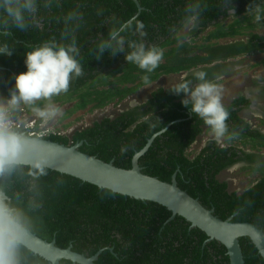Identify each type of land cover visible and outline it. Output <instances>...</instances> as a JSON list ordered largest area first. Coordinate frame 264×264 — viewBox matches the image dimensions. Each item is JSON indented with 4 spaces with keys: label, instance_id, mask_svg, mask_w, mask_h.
I'll return each instance as SVG.
<instances>
[{
    "label": "trees",
    "instance_id": "16d2710c",
    "mask_svg": "<svg viewBox=\"0 0 264 264\" xmlns=\"http://www.w3.org/2000/svg\"><path fill=\"white\" fill-rule=\"evenodd\" d=\"M136 1L142 11L134 18L137 8L132 0H37V10L30 15L26 30L9 29L10 36L0 32V41L14 47L11 56H0V98H9L14 77L26 71L25 53L45 42L67 46L75 40L79 51L76 59L83 75L70 82L66 93L53 97L55 104H72L64 118L85 109L93 112L120 105L162 76L201 68L199 71H206L213 80L234 64L232 60L264 53V0H231L232 13L221 7L220 0ZM191 21L192 29L182 34ZM113 30L119 31L124 50L113 54V49H107L101 54L102 42L117 47L116 41H110ZM223 40L231 42L220 44ZM133 43L164 53L159 67L147 74L148 83L142 79L146 73L125 59ZM261 65L264 67V60ZM187 78L193 80V86L197 83L193 74ZM171 89H157L145 103L112 120L103 118L74 132L70 139L59 135L44 139L65 146L82 143L81 153L129 170L134 154L171 124L139 159L142 173L170 183L178 171V188L213 210L214 216L225 221L235 214L233 222L249 223L264 232V133L252 130L239 115L249 108L250 101L239 97L225 106L229 118L223 137L236 138L252 153L210 141L191 157L188 149L210 130L181 104L183 95H174ZM25 112L31 115L26 108ZM241 161L249 165L242 170L259 177L240 194L228 192L227 183L217 176ZM26 172L27 168L10 180H0L3 191L13 198L20 196L21 206L34 221L32 234L47 242L54 240L60 249L70 246L81 255L89 249L90 257L112 245L117 257L104 250L96 264H229L222 245L206 243L204 233L190 229L179 217L167 222L171 213L159 205L100 190L50 170L38 181ZM30 201L39 207L29 209ZM239 245L244 264H264L248 239H240ZM22 256L23 264H48L25 248ZM59 264L72 263L62 260Z\"/></svg>",
    "mask_w": 264,
    "mask_h": 264
},
{
    "label": "clouds",
    "instance_id": "9594fccd",
    "mask_svg": "<svg viewBox=\"0 0 264 264\" xmlns=\"http://www.w3.org/2000/svg\"><path fill=\"white\" fill-rule=\"evenodd\" d=\"M220 4L225 11L233 12L231 0H220ZM36 10L37 0H0V32L10 36L9 29L26 30L29 17ZM109 36L110 41H116L117 47L113 48L109 41L102 42L100 53L103 54L107 49H113V54L122 52L123 40L119 37V31L113 30ZM131 48L133 50L125 59L146 73L142 79L148 83L147 74L159 67L164 53L155 47L146 49L143 43H133ZM13 51L14 47L8 42L0 41V56H11ZM78 54L75 40L67 46L45 42L25 53L26 71L14 77L9 98H0V180H10L25 168L26 175L33 181L49 175L46 158L40 157L30 162L22 159L29 150L30 141L35 142V138L26 137L22 134L26 132L17 126L20 109L26 108L40 124L61 116L62 110L53 102V97L66 93L70 82L83 75V68L76 59ZM193 79L197 82L194 86L193 80L185 78L171 89V93L182 94L181 104L203 121L215 137H223L228 132L226 121L229 111L222 103V86L209 79L208 73L202 70L194 71ZM4 187L0 184V264H23L22 250L34 230V221L21 206L20 196H9L3 191ZM31 187L35 190L36 185ZM28 207L35 209L39 204L30 201Z\"/></svg>",
    "mask_w": 264,
    "mask_h": 264
},
{
    "label": "water",
    "instance_id": "95a60500",
    "mask_svg": "<svg viewBox=\"0 0 264 264\" xmlns=\"http://www.w3.org/2000/svg\"><path fill=\"white\" fill-rule=\"evenodd\" d=\"M137 14L142 11L136 0ZM131 22V21H130ZM171 124L159 133L153 135L145 147L134 154L131 159V168L124 170L117 168L113 162L105 163L94 156L83 154L79 151L82 143L62 145L43 138H35L29 143V150L22 159L25 162L44 157L48 161L50 171L66 175L81 182L93 185L100 190L140 201L153 203L165 208L171 213L167 222L176 217L183 219L190 225V229H197L207 237L206 243L215 241L226 249L229 264H244L243 255L239 245L240 239H248L256 249L259 257L264 261V232L249 223L233 222L235 214L220 220L213 214V210L204 208L198 200L180 190L176 183V172L172 175L170 183H165L157 178L144 175L138 165L139 159L148 151L154 139L164 133ZM2 194V192H0ZM33 255L46 261L48 264H59L60 261H69L72 264H95L100 251L91 258L72 251L69 246L60 249L55 241L47 242L31 234L24 247Z\"/></svg>",
    "mask_w": 264,
    "mask_h": 264
},
{
    "label": "rangeland",
    "instance_id": "374dc122",
    "mask_svg": "<svg viewBox=\"0 0 264 264\" xmlns=\"http://www.w3.org/2000/svg\"><path fill=\"white\" fill-rule=\"evenodd\" d=\"M189 26H187L183 31L182 34L187 33L189 30ZM262 34L263 32H259ZM226 42H231L227 40H223L222 43ZM196 43H199L198 40H196ZM264 60V53L262 54H253L250 56H247V58H243L241 60H238L239 63L241 64L239 71H238V79H236L235 84H238L237 88H233L230 86L231 83L228 82V80L224 79L220 81V84L222 88L225 90H222L223 98H222V103L224 106H228L232 100L240 94L239 92H236V89H242L245 87L246 90H250L251 94H256L255 95V110H250V111H242L239 115L244 118L251 126V129H257L264 133V124L261 122H264V116L261 115L258 111H256V106L258 108L264 107V101L263 99H260L259 93V86L262 85L264 82V67L261 65V61ZM241 80V81H240ZM254 82H256V85L254 86ZM229 83V84H228ZM174 83L173 82H155L151 85H148L146 87H143L140 89L137 94L127 98L123 103L120 105H109L106 108L102 110H95L93 112H88L87 109L78 111L74 113L73 115L64 118L65 111L70 108L72 104H65V105H58L60 109L62 110V115L58 116L54 120L46 123V124H40L41 129L44 131L46 135H59L66 137L68 139L71 138V135L74 132H79L84 129H87L92 126L93 123L95 122H100L103 118H109V119H114L117 115H119L121 112H123L126 109L136 107L144 103L148 98L149 95L156 91L160 86L163 87H168L172 86ZM226 88H230L231 90L227 93H225ZM254 96V95H253ZM253 100V99H251ZM21 109H24L22 107ZM20 109V110H21ZM27 120L26 124L30 121L35 120L37 122L36 117L31 114H27ZM212 140H216L221 145L226 148L229 145H234L237 146L238 148H244L246 151H248L249 146L247 145L246 147L242 146V143L237 140L236 138L232 141V138L229 137H220L217 138L215 137L211 132H205L200 138H198L197 142L194 143L189 149L188 153H190L191 157L198 153L203 147L206 146V144ZM229 140V141H228ZM231 140V141H230ZM263 154L264 158V151L261 152ZM242 165H236L231 167L227 171L221 172L218 176L217 179L220 182H225L228 185V191L229 192H235L237 194H240L242 191H244L246 188L251 186L252 184L258 177V174H251L249 173L248 170H242Z\"/></svg>",
    "mask_w": 264,
    "mask_h": 264
},
{
    "label": "crops",
    "instance_id": "0c3cea01",
    "mask_svg": "<svg viewBox=\"0 0 264 264\" xmlns=\"http://www.w3.org/2000/svg\"><path fill=\"white\" fill-rule=\"evenodd\" d=\"M190 29H192V25H190V27H189V30ZM188 30V31H189ZM187 31V32H188ZM219 43L220 44H223L222 43V41H219ZM243 58H247V56H243V57H238V58H236V59H234V60H232V62L234 63L232 66H230L229 68H227V70H225V71H223L222 73H220V76H218L219 77V79H217V77L216 78H214L213 79V81L215 82V83H220V81H222V80H228V82L229 83H231L230 84V86H232L233 88H237L238 87V84L239 83H237V84H235V81H236V79H238L237 77V75H238V71H239V68H240V66H241V64L239 63V61L238 60H241V59H243ZM201 68H198V69H196V70H192V72H190L191 74H193V72L194 71H199ZM190 73H181V74H179V75H169V76H162V77H160L159 78V80L157 81L158 83L159 82H161V81H164V82H166V83H168V82H173L174 84L172 85V86H168L167 88L166 87H163V86H160L158 89H163V90H168V89H171V88H173L177 83H179V82H181L183 79H185V78H187V76L188 75H190ZM241 81V80H240ZM228 83V84H229ZM220 85V84H219ZM256 85V82H254V86ZM259 86V85H258ZM222 90H225L224 88H222ZM231 89L230 88H226V91H225V93H227V92H229ZM236 92L238 93H240V94H238V96H236L233 100H235L236 98H239V97H243V98H245L246 100H248V101H250L251 102V97H250V94H251V92H250V90H246L245 89V87H243L242 89H239V90H237L236 89ZM223 93V92H222ZM151 95V94H150ZM150 95H149V98H150ZM148 98V99H149ZM222 98H223V94H222ZM147 99V100H148ZM146 100V101H147ZM232 100V101H233ZM145 101V102H146ZM144 102V103H145ZM143 104V103H142ZM241 117V116H240ZM242 118V117H241ZM244 119V118H243Z\"/></svg>",
    "mask_w": 264,
    "mask_h": 264
},
{
    "label": "flooded vegetation",
    "instance_id": "af4514ba",
    "mask_svg": "<svg viewBox=\"0 0 264 264\" xmlns=\"http://www.w3.org/2000/svg\"><path fill=\"white\" fill-rule=\"evenodd\" d=\"M190 25H193V21H191L190 22ZM263 86H264V82H263V84L262 85H259V91L257 92V93H259L258 95H259V97H260V99H263L262 98V88H263ZM254 95V96H253ZM255 95L256 94H252V95H250V97H251V99H253V100H251V102H250V105H249V108L248 109H243L242 111H250V110H255V106H253V105H256L255 104ZM263 101H264V99H263ZM258 106V105H257ZM256 106V111H258L259 113H261V115H263L264 116V107H261V108H258ZM133 108V107H132ZM241 111V112H242ZM240 112V113H241ZM239 113V114H240ZM243 119V118H242ZM244 120V122L245 123H247L248 125H249V127L251 128V126H250V124L245 120V119H243ZM264 123V122H263ZM255 130V129H254ZM212 141H216V140H212ZM216 143L218 144V146L220 147H223L222 145H221V143H219L218 141H216ZM228 147V146H227ZM238 148V147H237ZM238 150L240 151V153L242 152H244V153H246V154H250V153H252L249 149H248V151H246L245 149H243V148H238ZM240 153H238V157H240ZM236 165H242V167H248L249 165H248V163H246V162H244V161H241V162H238V163H236L234 166H236ZM233 167V166H232ZM231 168V167H230ZM230 168H228V169H226V170H224V171H227V170H229ZM227 191H228V185H227ZM229 192V191H228ZM91 241V240H90ZM104 250H107V251H109L110 253H111V255H112V253L114 252V249H112V245H110V246H108L107 248H105V249H103V250H99L100 251V254L98 255V257H97V260H96V262H95V264L97 263V261H99V259H100V257H101V254H102V252L104 251ZM88 251H89V249H86V250H84V253H85V255H83V256H85L86 258H91V257H93V256H88ZM99 251H97V252H99ZM97 254V253H96ZM95 254V255H96ZM137 255V254H136ZM113 256H115V258L117 257L116 256V254L115 253H113ZM119 260V259H118ZM104 261H106V259H104L103 260V262Z\"/></svg>",
    "mask_w": 264,
    "mask_h": 264
},
{
    "label": "built area",
    "instance_id": "2783aa9c",
    "mask_svg": "<svg viewBox=\"0 0 264 264\" xmlns=\"http://www.w3.org/2000/svg\"><path fill=\"white\" fill-rule=\"evenodd\" d=\"M20 112H21V116H20V120H19L17 126L21 127V131H25L26 134L30 137L46 138L48 136L41 129L40 125L38 126V131H34L36 121L35 120L30 121L27 125L26 120H27L28 116H27L26 112L23 109H21Z\"/></svg>",
    "mask_w": 264,
    "mask_h": 264
}]
</instances>
